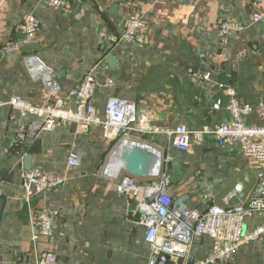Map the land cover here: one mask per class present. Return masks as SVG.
<instances>
[{
  "label": "crops",
  "instance_id": "1",
  "mask_svg": "<svg viewBox=\"0 0 264 264\" xmlns=\"http://www.w3.org/2000/svg\"><path fill=\"white\" fill-rule=\"evenodd\" d=\"M63 1L57 9L48 0H0V48L6 40L19 37L25 13H34L41 22L37 37L23 51L6 55L0 49V197L5 199L0 216V264L35 262L42 251L55 252L56 264H149L146 228L133 220L135 199L116 194L99 173L113 145L100 124L82 130L66 123L42 133L41 151L33 155L32 168L63 175L66 180L59 188L35 194L30 204L23 199L21 160L14 141L19 126L32 117H22L6 102L17 94L40 104L47 93L30 76L24 56L36 54L60 76L64 85L57 94L60 97H67L91 72L97 81L96 112L102 118L108 99L119 96L148 108L157 126H216L230 117L227 90L216 85L226 65L229 87L238 97L253 106L264 103V0ZM132 13L147 23L143 46L123 41L112 46L100 37L107 30L122 33ZM254 13L262 14L257 22H253ZM223 20L247 27L222 38L218 29ZM193 72H209L212 78L199 81ZM216 100L221 101L220 109L213 108ZM76 103V97L67 102L72 107ZM245 121L264 125L255 111ZM144 137L180 162V179L171 185L174 198L189 193V208L200 211L215 203L219 192L243 169L256 173L264 167L247 157L239 143L221 146L208 136L180 150L165 134ZM35 142L27 141V151ZM72 151L82 157L78 167L68 165ZM43 210H57L58 218L52 234L34 243L31 214ZM263 223L261 212L247 219L245 230ZM211 243L208 236L196 238L184 262L208 256ZM217 264H264V237L244 244L230 259Z\"/></svg>",
  "mask_w": 264,
  "mask_h": 264
},
{
  "label": "built area",
  "instance_id": "2",
  "mask_svg": "<svg viewBox=\"0 0 264 264\" xmlns=\"http://www.w3.org/2000/svg\"><path fill=\"white\" fill-rule=\"evenodd\" d=\"M54 8H61L63 0H48ZM262 18L254 13L253 22ZM247 25L231 20H223L219 25V35L224 38L232 32H240ZM41 30V22L32 12L23 15L18 26L19 37L6 40L2 46L3 54H17L28 46ZM100 37L109 45L127 42L143 46L147 41V23L137 14H130L122 33L102 31ZM24 62L30 76L40 81L46 90V97L40 104H33L22 95L10 96L8 103L22 117L31 116L29 123L21 124L14 141V150L20 155L23 199L30 204L32 197L41 192L56 189L66 180L63 175L43 172L40 169H25L24 157L27 153V141L37 139L42 133L52 131L66 123L77 124L82 130H88L93 124L103 127L104 137L113 141L105 162L101 165L100 175L107 179L118 195L135 199L134 222L146 228L145 240L149 245L151 258L149 264H157L159 256L166 253L171 260L188 258L196 238L208 236L211 239V251L203 259L182 264H217L230 259L244 244L264 237V223L246 231L247 219L264 212V167L256 172L257 184L249 197L240 205L222 207L213 203L204 211L197 208L181 209L175 204L171 190L172 156L145 135L165 134L173 147L188 150L194 144L202 143L206 137H213L221 146L240 144L242 152L260 164H264V125L247 124L245 116L255 111L264 120V103L256 106L242 101L237 91L228 87L227 110L230 117L216 126L204 125L190 128L186 124L161 127L153 123L148 108L140 106L135 100L111 96L106 105V116L96 112L94 96L97 88L95 76L89 72L76 88L60 97L64 85L60 76L44 64L36 54L24 56ZM192 77L199 81H209V72H193ZM76 97L75 107L69 106L70 98ZM221 101L216 100L214 109H220ZM126 145L147 150L154 156L151 172L146 177H138L126 171L120 158V151ZM81 155L72 151L68 157L69 167H78ZM145 179V181H142ZM234 192L224 198L228 202ZM2 192L0 190V196ZM59 212L43 210L31 214L32 240L34 243L42 237H49L55 227ZM57 255L53 251L38 253L35 262L22 261L20 264H56Z\"/></svg>",
  "mask_w": 264,
  "mask_h": 264
},
{
  "label": "water",
  "instance_id": "3",
  "mask_svg": "<svg viewBox=\"0 0 264 264\" xmlns=\"http://www.w3.org/2000/svg\"><path fill=\"white\" fill-rule=\"evenodd\" d=\"M111 59H114L113 56ZM224 68H227L225 73H223L217 82V87L221 89H227L231 85V80L228 78V65H226ZM65 72H62V75H64ZM71 87L69 88L70 91ZM41 143L42 139L37 138L34 147L30 148L25 157H24V168L25 169H31L32 168V159L33 155L36 153H39L41 150ZM120 158L124 164V167L126 171L134 174L138 177H146L150 174L151 169L154 164V156L148 152L147 150H144L143 148L136 147L133 145H126L123 147V149L120 151ZM173 164V171L171 175V181L174 184H177L181 172H182V165L177 159L172 160ZM257 184V175L256 173L249 169L245 168L243 169L227 186H225L217 195L215 203L222 207H228V206H235L240 205L243 202L247 200L249 197L251 191ZM234 191V196L232 199L226 204L224 202V198L232 193ZM190 198L189 193L182 194L178 196L175 199V204H177L181 209H187L189 207L187 200ZM5 199L3 197H0V216L2 213L3 205H4ZM135 203V201H134ZM184 263V260H178L177 264ZM158 264H175L170 256L166 253H162L159 256Z\"/></svg>",
  "mask_w": 264,
  "mask_h": 264
}]
</instances>
